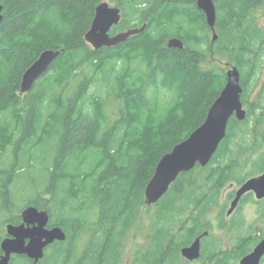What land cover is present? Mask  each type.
Returning a JSON list of instances; mask_svg holds the SVG:
<instances>
[{
    "label": "trees",
    "instance_id": "1",
    "mask_svg": "<svg viewBox=\"0 0 264 264\" xmlns=\"http://www.w3.org/2000/svg\"><path fill=\"white\" fill-rule=\"evenodd\" d=\"M103 1L0 0V244L7 223H21L23 209L36 205L67 234L37 264H120L143 214L147 243L136 247L133 264H192L181 250L206 231L195 262L237 263L264 239V199L256 198L249 224L230 222L226 211L232 187L264 173V82L255 93L264 72L257 16L264 0H214L215 41L198 0H109L122 10L112 35L147 26L95 49L85 36ZM173 37L184 49L168 47ZM51 48L64 51L22 94L24 72ZM231 65L241 72L247 117L233 116L212 160L181 173L148 205L160 158L204 122ZM94 85L102 96H92ZM214 228L226 230L231 246ZM11 264L36 263L14 255Z\"/></svg>",
    "mask_w": 264,
    "mask_h": 264
},
{
    "label": "water",
    "instance_id": "2",
    "mask_svg": "<svg viewBox=\"0 0 264 264\" xmlns=\"http://www.w3.org/2000/svg\"><path fill=\"white\" fill-rule=\"evenodd\" d=\"M197 4L206 14L207 22L214 33L213 41L217 40V11L214 0H198ZM3 8V5H0V25L4 19ZM121 20L122 10L117 4L111 5L107 0L101 2L96 8L91 28L86 33V41L95 49L113 47L143 32L147 26L144 24L143 27L130 28L112 35V27ZM167 45L176 49L185 47L183 40L178 37L170 38ZM63 51L64 49L51 48L40 53L23 74L22 94L33 89L35 83L50 69ZM243 92L241 72L236 65H231L227 71V82L210 106L204 122L160 158L154 175L146 186L148 205L161 199L181 173L190 171L198 164L206 166L212 160L227 135L230 119L235 116L241 121L247 117V109L242 100ZM249 192H254L258 200L264 199V173L249 178L237 188L227 211L228 216L236 210L243 196ZM6 233L0 244V264H11L14 255H26L37 264L44 258L49 245L67 237L62 227L50 226L49 211L39 209L36 205H28L23 209L21 223H7ZM208 234L209 231H206L191 244L184 246L181 250L182 256L189 261L198 260L202 254V239ZM263 257L264 239L243 256L239 264H261Z\"/></svg>",
    "mask_w": 264,
    "mask_h": 264
},
{
    "label": "rangeland",
    "instance_id": "3",
    "mask_svg": "<svg viewBox=\"0 0 264 264\" xmlns=\"http://www.w3.org/2000/svg\"><path fill=\"white\" fill-rule=\"evenodd\" d=\"M111 5H115V4L111 3ZM257 16H258L260 24H262L264 26V10L259 9L257 11ZM100 78L105 81L104 75L101 76ZM263 82H264V72L262 74H260V76L258 78V81L256 83V91L257 92L255 91V93L258 94V90L262 86ZM90 93L92 94V96L98 97L100 95L102 96L104 94V91L100 85H94L91 87ZM108 109L111 110V106ZM109 114H110V118H111V115L114 116V114H112V113H109ZM38 152H39V154H41V153H43V150H41V152L39 150ZM10 155L11 154L7 153L4 156L2 161L4 163L8 162L10 159ZM32 164H33V162H32ZM35 165H36V168L34 169V172L40 171L41 168H40L39 163L37 162ZM237 188H238V186L232 187V189H234V190H237ZM231 200H232V198L227 203L226 211H228V209L230 207ZM256 201H257V199H256L255 195L253 194L252 199L248 198L245 200V202H241L238 209L235 211V213L232 216L228 217L229 221L232 222L231 221L232 219H234V221H236L239 218H244L245 221H248V224L255 222V220L258 216V208L260 206ZM143 210H146V207H144ZM149 227H150V224H149L148 216L146 217L145 214H143L141 220L139 221V223L136 225V227L133 229V231L131 232V234L129 236V239H128L129 243L127 246L126 255L124 256V258L120 264H133V259H134L136 247H145V245L147 243V234H148ZM212 234H214L215 236L221 237L224 240L223 244H224L225 248L228 246H231V241L228 239L225 229L220 230L219 228H214V230L212 231ZM192 264H200V262H194ZM235 264H239V261Z\"/></svg>",
    "mask_w": 264,
    "mask_h": 264
},
{
    "label": "flooded vegetation",
    "instance_id": "4",
    "mask_svg": "<svg viewBox=\"0 0 264 264\" xmlns=\"http://www.w3.org/2000/svg\"><path fill=\"white\" fill-rule=\"evenodd\" d=\"M250 193V192H249ZM251 193H253L254 194V192H251ZM255 195V194H254ZM243 199V198H242ZM232 200H233V198H232ZM231 200V201H232ZM240 203H241V201H240ZM240 203H239V205H240ZM239 205H238V207H239ZM238 207L236 208V210L238 209ZM235 210V211H236ZM235 211L230 215V216H232L234 213H235ZM228 216V215H227ZM230 216H228V217H230ZM202 245H203V239H202ZM197 261V260H196ZM191 262H195V261H191Z\"/></svg>",
    "mask_w": 264,
    "mask_h": 264
}]
</instances>
